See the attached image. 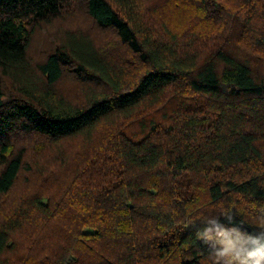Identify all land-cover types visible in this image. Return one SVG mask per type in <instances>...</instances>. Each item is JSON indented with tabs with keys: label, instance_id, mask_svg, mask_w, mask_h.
<instances>
[{
	"label": "trees",
	"instance_id": "1",
	"mask_svg": "<svg viewBox=\"0 0 264 264\" xmlns=\"http://www.w3.org/2000/svg\"><path fill=\"white\" fill-rule=\"evenodd\" d=\"M148 1L0 0V264H209L189 219L264 201V0Z\"/></svg>",
	"mask_w": 264,
	"mask_h": 264
},
{
	"label": "clouds",
	"instance_id": "2",
	"mask_svg": "<svg viewBox=\"0 0 264 264\" xmlns=\"http://www.w3.org/2000/svg\"><path fill=\"white\" fill-rule=\"evenodd\" d=\"M237 215L243 217L239 226ZM221 217L234 226H226ZM245 224L256 231L242 230ZM186 226L194 229L191 235L207 250L209 264H264V201H254L243 213L231 204H219L198 212Z\"/></svg>",
	"mask_w": 264,
	"mask_h": 264
},
{
	"label": "rangeland",
	"instance_id": "3",
	"mask_svg": "<svg viewBox=\"0 0 264 264\" xmlns=\"http://www.w3.org/2000/svg\"><path fill=\"white\" fill-rule=\"evenodd\" d=\"M152 1H154V6L159 8L160 5V8L168 13V15H172L174 18L176 17L178 19V24L187 26L193 25L191 28L196 33L207 27V24L204 23L203 20H200V16L197 13V0H149L148 3ZM164 1H167L165 5H163ZM70 23L84 29L90 28L91 26L89 21L84 17L83 13L79 14V11H76L74 17H72L69 21V24ZM173 24H171L172 28L175 26ZM57 26L58 25L55 24L54 26L38 28L35 31L30 47V55L34 60L41 58L50 50V47L53 46L55 43V31ZM72 84V81L66 79L62 82L61 87L71 92L73 89ZM71 94L74 93L72 92Z\"/></svg>",
	"mask_w": 264,
	"mask_h": 264
}]
</instances>
